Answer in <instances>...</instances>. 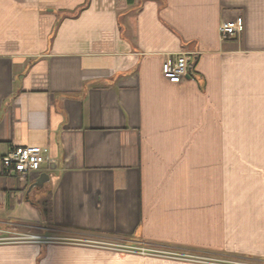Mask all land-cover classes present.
Here are the masks:
<instances>
[{"label":"crops","instance_id":"1","mask_svg":"<svg viewBox=\"0 0 264 264\" xmlns=\"http://www.w3.org/2000/svg\"><path fill=\"white\" fill-rule=\"evenodd\" d=\"M21 146L56 164L0 165V233L38 238L0 264H264V0H0V157Z\"/></svg>","mask_w":264,"mask_h":264},{"label":"built area","instance_id":"2","mask_svg":"<svg viewBox=\"0 0 264 264\" xmlns=\"http://www.w3.org/2000/svg\"><path fill=\"white\" fill-rule=\"evenodd\" d=\"M220 37L222 41L230 38L240 39L243 33V25L240 19L232 22L223 21L219 26ZM193 54L181 52L175 56L174 61H166L162 67V75L165 80L171 84L181 83L188 75L190 66L193 64ZM48 149L42 147L21 146L12 148L5 156L0 157L2 172L6 176H17L19 178H28L36 176L37 178L55 167V161L48 158ZM8 242H29L38 241L36 237L17 235L16 238H10ZM124 252H135L141 255L150 254L149 250L144 248H135L130 246L115 247ZM168 258L184 259L191 262L202 264H221L220 261H214L207 258H194L186 255L165 253ZM222 264H227L222 262ZM234 264V263H232ZM236 264V263H235Z\"/></svg>","mask_w":264,"mask_h":264},{"label":"rangeland","instance_id":"3","mask_svg":"<svg viewBox=\"0 0 264 264\" xmlns=\"http://www.w3.org/2000/svg\"><path fill=\"white\" fill-rule=\"evenodd\" d=\"M14 233V234H13ZM16 231L14 232H10V233H0V242H8V241H12L10 238H16ZM54 242L57 241V240H53ZM82 241H85V242H94V243H99V244H103L101 243L102 241L98 240V239H95L94 237H90L89 239H85V240H82ZM181 255H186L188 257H194V258H202L204 259L206 257V255H202V254H196L194 252H191V251H187V252H181ZM166 256V255H164ZM168 257V256H166ZM211 257H215V256H211ZM215 258H221L222 260H224L223 262H227V263H236V264H249L251 261H247L243 258H239V257H233V256H219L218 257L216 256ZM255 263H258V264H263L261 262H255ZM202 264V263H201Z\"/></svg>","mask_w":264,"mask_h":264},{"label":"water","instance_id":"4","mask_svg":"<svg viewBox=\"0 0 264 264\" xmlns=\"http://www.w3.org/2000/svg\"><path fill=\"white\" fill-rule=\"evenodd\" d=\"M48 181V177L46 176V175H41L38 179H37V181H36V183H35V187H42L43 185H44V183L45 182H47Z\"/></svg>","mask_w":264,"mask_h":264}]
</instances>
